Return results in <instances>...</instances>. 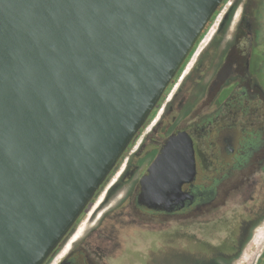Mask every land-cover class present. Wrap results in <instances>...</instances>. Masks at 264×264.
I'll return each mask as SVG.
<instances>
[{"label": "water", "instance_id": "water-1", "mask_svg": "<svg viewBox=\"0 0 264 264\" xmlns=\"http://www.w3.org/2000/svg\"><path fill=\"white\" fill-rule=\"evenodd\" d=\"M224 2L0 0V264H47ZM194 156L171 135L140 203L177 204Z\"/></svg>", "mask_w": 264, "mask_h": 264}, {"label": "flooded vegetation", "instance_id": "flooded-vegetation-1", "mask_svg": "<svg viewBox=\"0 0 264 264\" xmlns=\"http://www.w3.org/2000/svg\"><path fill=\"white\" fill-rule=\"evenodd\" d=\"M251 2L233 0L213 36L191 66L189 59L193 55L188 59L94 199L103 200L97 212L106 205L107 197L100 200L98 196L107 183L110 182V189L106 193L117 188L128 172L140 169L137 181L132 180L126 188L127 192L130 191L127 199L123 197L127 201L118 209L128 206L136 222L145 225L148 232H155L149 236L158 235L157 241L161 242L157 244V250L161 252L158 264L177 263L179 245L184 246L185 241L194 238L195 218L226 205L230 192L243 183H260L261 186L264 176V45L256 37L253 25L255 11ZM185 67L189 70H184ZM151 119H154L153 129L143 134ZM180 131L187 132L193 141L195 175L182 185L177 204L169 209L148 208L140 203V180L169 137ZM126 158L128 162L124 163ZM138 160H143V167L133 166ZM249 169L251 177L228 185L236 173ZM118 172V177L113 178ZM262 201V207L243 222L244 232L251 234L264 219ZM112 213L104 212L91 222L94 213L88 223L96 228L106 226ZM209 220L204 221L207 226ZM88 223L79 234V245L71 248L64 257L74 264H100L81 243L91 235L92 227L88 228ZM179 228H185L186 234L180 233ZM224 244L213 251L223 254V262L219 264H228L229 261L232 264L237 250L229 243ZM163 252L167 254L165 258L162 257Z\"/></svg>", "mask_w": 264, "mask_h": 264}, {"label": "rangeland", "instance_id": "rangeland-1", "mask_svg": "<svg viewBox=\"0 0 264 264\" xmlns=\"http://www.w3.org/2000/svg\"><path fill=\"white\" fill-rule=\"evenodd\" d=\"M238 4L239 2L236 3V6ZM226 5L225 3L223 4L205 31L193 56L189 59L191 61L190 66L213 36L225 13L230 9ZM251 5L255 11L253 25L256 37L264 45V0H252ZM184 70L188 71L189 67H185ZM153 121L154 119H151L148 128L143 130V134L149 133L153 129ZM123 162L127 163V158ZM143 165V160L133 163L134 167H143ZM139 172L140 169L128 172L123 180L119 182L117 188L108 193L106 191L110 189V182L107 183L103 193L98 196L100 200L107 197L105 199V207L103 206L96 212L103 200L101 202L98 199L95 200L83 216L82 221L76 225L47 264H59L71 248L79 245V234L86 227L85 224L88 223V219H91L92 216L90 215L95 213L91 219V222H94L104 212H113L108 216L109 223L106 226L99 225L97 228L91 226V222L88 223V228L92 227L91 235L81 242L94 260L100 264H158L160 262L158 255L161 254L157 250V244H161V242L157 241L158 235L149 236V234L155 232H148V228L145 225H140L139 222H136L128 206L118 209L127 201L130 191L127 192L126 188L132 180L137 181ZM118 174L120 173L118 172L113 178H117ZM250 175V169L240 174L236 173L228 185L232 186L238 183L237 181L239 180H246ZM124 196L126 199L123 198ZM262 200H264V176L262 177L261 186L260 183H243L232 190L225 202L226 205L223 204L219 209H212L209 214L194 219V238L189 242L185 241L186 245L184 246L187 248L179 245V251L176 252V264L222 263L223 254L218 255L213 250L223 246L224 243H229L237 250L232 264H262L264 260V219L256 225L251 234L242 230L243 222L262 207ZM207 219H210L208 226L205 224ZM179 231L186 234L185 228H179ZM165 233L164 235H166ZM165 255L167 254L163 252L162 257L165 258Z\"/></svg>", "mask_w": 264, "mask_h": 264}, {"label": "built area", "instance_id": "built-area-1", "mask_svg": "<svg viewBox=\"0 0 264 264\" xmlns=\"http://www.w3.org/2000/svg\"><path fill=\"white\" fill-rule=\"evenodd\" d=\"M232 4H233V0H229V1H227V5L226 6L230 7V6H232Z\"/></svg>", "mask_w": 264, "mask_h": 264}, {"label": "trees", "instance_id": "trees-1", "mask_svg": "<svg viewBox=\"0 0 264 264\" xmlns=\"http://www.w3.org/2000/svg\"><path fill=\"white\" fill-rule=\"evenodd\" d=\"M215 16H216V15H215ZM215 16H214V17H215ZM203 36H204V35H203ZM203 36H202V37H203Z\"/></svg>", "mask_w": 264, "mask_h": 264}]
</instances>
